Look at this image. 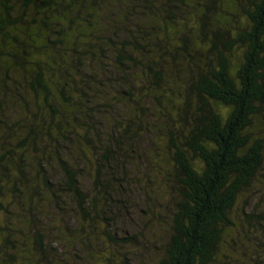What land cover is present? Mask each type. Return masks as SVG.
<instances>
[{"label":"trees","instance_id":"obj_1","mask_svg":"<svg viewBox=\"0 0 264 264\" xmlns=\"http://www.w3.org/2000/svg\"><path fill=\"white\" fill-rule=\"evenodd\" d=\"M112 3L117 14L106 17ZM33 5L45 12L26 33ZM58 7L64 21L52 23L47 13ZM57 25L62 36L53 41ZM42 30L46 45L35 47ZM32 47L45 48L51 63L29 70ZM68 47L72 59L62 52ZM10 70L23 72L35 94L31 100L26 90L20 107L2 99L7 80L18 83ZM74 73L79 78L70 80ZM103 109L113 110L106 114L115 123ZM263 127L264 0H0V264H18L21 256L20 231L9 226L13 206L29 200L24 210L35 228V218L54 214L39 205L46 192L65 221L85 222L67 229L71 238L81 232L92 257L117 264L116 252L141 241L119 237L107 210L131 211L120 186L138 178L136 159L145 162L150 148L169 164L166 182L174 169L181 189L159 264H233L219 262L221 240L236 228L240 198H252L256 181L264 184ZM256 211L242 264H264V212ZM36 238L39 249L29 256L36 263L60 257L39 231Z\"/></svg>","mask_w":264,"mask_h":264},{"label":"rangeland","instance_id":"obj_2","mask_svg":"<svg viewBox=\"0 0 264 264\" xmlns=\"http://www.w3.org/2000/svg\"><path fill=\"white\" fill-rule=\"evenodd\" d=\"M30 8H32V11H29V16L26 17L24 24V28L28 29L26 33H32L30 31V27H35L36 29H38L36 25L33 24L32 20H40L43 17L42 13L45 12V10L43 9L41 10L42 13L36 12L34 10V5ZM56 9L57 10L55 12H46L50 16L49 19L52 21V23H55L57 22V20L61 19L64 21L63 17L61 16L62 9L59 7ZM109 9L112 10L107 11L106 17L117 14L116 12L118 10V5L113 4V7L109 6ZM46 17L47 16H45L44 19H47ZM43 31L44 30H42L40 34H34V43L32 44L35 47L42 45V43L46 45V37H43L41 35ZM59 31L61 30L59 28V25H57L56 28L51 32L50 39L55 41L57 40V38H60L62 35L60 36ZM23 37L24 39L26 38L25 35ZM63 39H65V37ZM44 50L45 48H41L38 51L34 47L28 48L29 57H33L32 63L27 64V68L29 70L33 71L35 68L34 64L39 63L38 61H45L46 63H51V59ZM62 52H65V59L73 58V53L71 52L69 47L65 48V51ZM238 52L239 50L235 53V55ZM95 59H98V57H95ZM109 61L115 64L114 60ZM51 66L55 67L56 65L52 62ZM13 72L15 71L13 70ZM13 72L10 70L8 72V75L11 76L13 79H16L19 84L14 83L12 80H7V82L9 83V93L7 91L8 85L6 82H4L3 87L7 92L5 97L2 99L3 101H6V104L11 100V98L14 102L18 100L17 104L10 102V105H12V107L19 105L18 107H20V104L22 103L21 96L26 97V90L28 91L31 100L33 99L35 94L31 90L29 83L26 81V78H22V75H24V73L20 71L15 74ZM233 72L235 73V71ZM46 74V78L49 79V73ZM74 74L75 78L72 74L71 76H69L70 80H75L79 78L76 73ZM18 78L21 81H19ZM80 81L81 79L78 80V82ZM174 99H176V101L178 102L181 101L180 97H174ZM20 111L21 109L18 108V112ZM102 111V114L107 116L108 121H110L111 124H113V122L115 123V121H113L112 117L109 115L111 113L106 114L107 111L113 112L112 109H103ZM221 111L223 113H226L228 109L221 108ZM152 118L154 119V116H152ZM78 124L79 125L77 127L81 128L83 123L79 121ZM262 133L264 134V130L262 131ZM162 139H164V137ZM149 140L150 139L147 138L146 141ZM155 142L158 146L159 144L162 145L163 143L160 137H156ZM149 154L150 156L145 157L143 159L145 160V162H142L141 159H136L138 161L136 162V164H140L141 167L144 168H141L140 171L136 172L138 178H136V175H134L132 178H126L122 183V187L120 186V192L125 191L127 198L130 195V198L128 199H130V201L132 202L131 211H129V213H127L125 216L121 212H119V209L116 207L110 206L107 210L108 216H111V228L115 230L116 234L119 235V237L123 238L128 235H132L137 237L138 240L141 241L140 245H131L128 248H122L120 250V253L116 252L117 264H159V261L164 256L165 244L168 243L171 235L170 232L172 219L174 218V213L177 209L176 204L180 199V184L175 178L174 169H170V171L174 173V178L171 179V182L167 183L166 178L167 172L169 170V164L167 163V160L164 161V159H160V156L156 155L155 149L153 150L152 148H150ZM56 175L57 178H55V182L60 183L62 179V174L59 172ZM89 183H91V181ZM129 188H132L134 190L139 188V192L144 193V196L141 199H137L136 197L137 195H139V192L135 194L134 192L128 191ZM253 191L254 193L251 194L252 198L245 199V197H241L239 202L237 203V206L233 212V220L236 224V228L235 230L232 229V231L227 232L226 236L222 238L221 252L223 253V255L219 257V262H224L226 260H234L233 264H242L240 263L243 259L241 255L242 243L245 242L247 233L252 230V227L250 225L253 222L250 221L249 216L255 214V210H257L256 213L262 214L264 212V184L256 181ZM44 199L47 200L45 204L44 202L39 201V205L43 207V209H45L44 213L48 214V212H53L54 214L48 217H46L47 215H44L45 218H42L41 216V218H35V228L38 227L37 230L33 228V223L28 220L26 216L28 215V213L24 210V208L30 205L28 202L29 200H27L26 203L24 202V205L20 202H17V204L13 206V210L16 214L13 215V220H11L12 222H9V226L13 227L14 230L18 229L20 231V234H18L19 236H16V245L19 247V251H21V256L16 260V263L18 262V264H38L36 263V260L32 259L33 256H29L34 249H39L38 243L36 242V232L39 231L41 236H45L44 241L46 243L47 248L54 247L57 249L58 254H61L59 255L60 257H57L55 255L51 256V264H105V261L103 260L102 256L95 255L92 257L89 251V247L91 246H86L85 242L87 243V240L83 237L84 234L82 235V233L79 232V234L74 240L73 238H71L70 234L67 231L69 227L74 230L76 229V227L77 229L82 228L85 222L78 223L65 221L60 216L61 210H59V207H56L57 205H55L53 202L48 203V201L51 200L50 194H47L46 192ZM39 212L37 213L40 214ZM262 224L264 226V223ZM99 225L101 228L99 230L101 238L105 239V237L102 236V229L104 228V231H107V227L104 226L102 221H100ZM42 228H45L46 231H44ZM259 232L260 231H257L256 235H258ZM252 235H254V233ZM0 240L2 242V237H0ZM104 241L106 242V244L108 243L106 239ZM233 241L235 242V244L233 243ZM36 252H33L32 254L35 255ZM15 254L19 255L17 251L15 252ZM105 254L106 252L104 253V256ZM258 261L261 263V260Z\"/></svg>","mask_w":264,"mask_h":264}]
</instances>
